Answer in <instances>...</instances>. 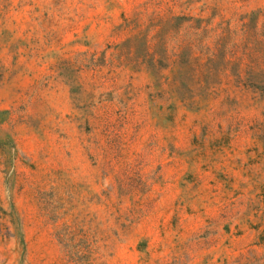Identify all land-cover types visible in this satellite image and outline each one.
<instances>
[{
  "label": "rangeland",
  "instance_id": "obj_1",
  "mask_svg": "<svg viewBox=\"0 0 264 264\" xmlns=\"http://www.w3.org/2000/svg\"><path fill=\"white\" fill-rule=\"evenodd\" d=\"M0 264H264V0H0Z\"/></svg>",
  "mask_w": 264,
  "mask_h": 264
}]
</instances>
